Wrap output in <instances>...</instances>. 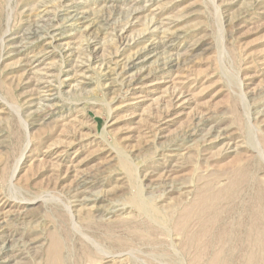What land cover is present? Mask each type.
Masks as SVG:
<instances>
[{
    "label": "rangeland",
    "instance_id": "rangeland-1",
    "mask_svg": "<svg viewBox=\"0 0 264 264\" xmlns=\"http://www.w3.org/2000/svg\"><path fill=\"white\" fill-rule=\"evenodd\" d=\"M263 210L264 0H0V264H264Z\"/></svg>",
    "mask_w": 264,
    "mask_h": 264
},
{
    "label": "bare ground",
    "instance_id": "bare-ground-1",
    "mask_svg": "<svg viewBox=\"0 0 264 264\" xmlns=\"http://www.w3.org/2000/svg\"><path fill=\"white\" fill-rule=\"evenodd\" d=\"M51 14V13H50ZM53 15H55V14H53ZM51 19V18H50ZM40 20V19H39ZM46 23V22H45ZM41 24V23H40ZM45 26H47V25H45ZM40 27V26H39ZM40 28H42V27H40ZM45 28H47V27H45ZM44 29V28H43ZM42 31V30H41ZM166 32V31H165ZM136 55H134V57L132 58V59H129V61L127 62V64H126V68L127 69H133V66L136 64L135 63V61L136 60H138V57H135ZM132 57V56H131ZM171 62H173V60H171ZM170 64H172V63H170ZM122 67V66H121ZM125 68V67H124ZM122 69V68H121ZM123 70V69H122ZM126 71V69L125 70H123V72L122 73H124ZM123 76V75H122ZM140 76H141V72H137V73H135V75H131V79L133 80V81H136V80H139V78H140ZM178 91V90H177ZM185 103V102H184ZM83 192V191H82ZM264 211V210H263ZM251 240H252V238H251ZM259 244V243H258ZM252 245V244H251ZM23 247V246H22ZM259 247V246H258ZM56 248V247H55ZM54 248V249H55ZM56 250V249H55ZM55 250H54V252H55ZM252 250H254V249H252ZM53 251V250H52ZM254 252V251H253ZM252 252V253H253ZM55 254V253H54ZM251 254V253H250ZM252 255V254H251ZM258 255V254H257ZM250 256V255H249ZM54 257V256H53ZM253 257V256H252ZM255 258H257V256L255 257ZM13 259V258H12ZM250 259V258H249ZM251 260H253V259H251ZM255 260L256 259H254V262H255ZM54 263V262H53ZM16 264V263H15ZM212 264H222L221 263V261H219L218 259H216L215 261H213V263ZM248 264H249V262H248ZM250 264H252V263H250ZM255 264V263H254Z\"/></svg>",
    "mask_w": 264,
    "mask_h": 264
}]
</instances>
